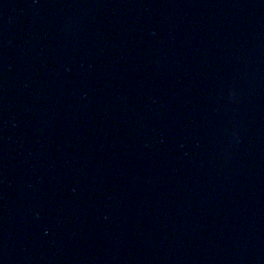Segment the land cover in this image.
I'll list each match as a JSON object with an SVG mask.
<instances>
[{
  "label": "water",
  "instance_id": "95a60500",
  "mask_svg": "<svg viewBox=\"0 0 264 264\" xmlns=\"http://www.w3.org/2000/svg\"><path fill=\"white\" fill-rule=\"evenodd\" d=\"M0 264H264V0H0Z\"/></svg>",
  "mask_w": 264,
  "mask_h": 264
}]
</instances>
